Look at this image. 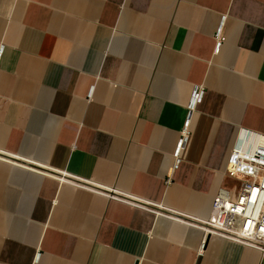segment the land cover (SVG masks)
Here are the masks:
<instances>
[{
  "label": "crops",
  "instance_id": "obj_1",
  "mask_svg": "<svg viewBox=\"0 0 264 264\" xmlns=\"http://www.w3.org/2000/svg\"><path fill=\"white\" fill-rule=\"evenodd\" d=\"M239 131L264 0H0V264H260L201 227Z\"/></svg>",
  "mask_w": 264,
  "mask_h": 264
},
{
  "label": "built area",
  "instance_id": "obj_2",
  "mask_svg": "<svg viewBox=\"0 0 264 264\" xmlns=\"http://www.w3.org/2000/svg\"><path fill=\"white\" fill-rule=\"evenodd\" d=\"M202 93V88H195L188 118L175 150L176 156L186 142V129L192 114L190 110L200 101ZM236 147L230 151L225 174L236 181L238 186L235 191L221 188L217 192L210 215L201 227L205 235L223 237L258 250L262 258L260 264H264V142H251L242 148ZM110 196L138 205L126 195L114 192Z\"/></svg>",
  "mask_w": 264,
  "mask_h": 264
},
{
  "label": "bare ground",
  "instance_id": "obj_3",
  "mask_svg": "<svg viewBox=\"0 0 264 264\" xmlns=\"http://www.w3.org/2000/svg\"><path fill=\"white\" fill-rule=\"evenodd\" d=\"M257 141H261L264 142V137L262 136H258V135H252L250 132H246V131H239L236 135V138L234 140L233 143V147L236 148H242L243 146H246L248 144H250L251 142H257Z\"/></svg>",
  "mask_w": 264,
  "mask_h": 264
}]
</instances>
